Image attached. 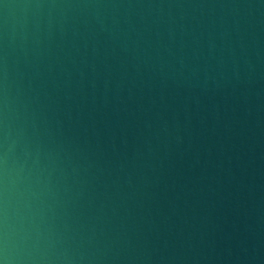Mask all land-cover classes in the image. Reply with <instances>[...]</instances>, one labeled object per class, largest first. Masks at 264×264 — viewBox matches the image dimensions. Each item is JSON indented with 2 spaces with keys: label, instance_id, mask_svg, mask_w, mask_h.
Returning a JSON list of instances; mask_svg holds the SVG:
<instances>
[{
  "label": "water",
  "instance_id": "1",
  "mask_svg": "<svg viewBox=\"0 0 264 264\" xmlns=\"http://www.w3.org/2000/svg\"><path fill=\"white\" fill-rule=\"evenodd\" d=\"M0 264H264V0H0Z\"/></svg>",
  "mask_w": 264,
  "mask_h": 264
}]
</instances>
